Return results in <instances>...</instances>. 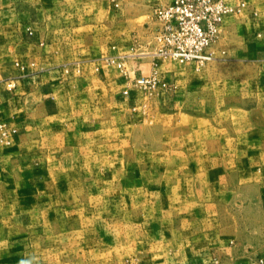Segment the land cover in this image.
Wrapping results in <instances>:
<instances>
[{
	"label": "crops",
	"instance_id": "1",
	"mask_svg": "<svg viewBox=\"0 0 264 264\" xmlns=\"http://www.w3.org/2000/svg\"><path fill=\"white\" fill-rule=\"evenodd\" d=\"M249 1L239 15L226 19L209 49L212 62L197 70L192 64L153 55L159 30L153 10L172 0H0V123L18 127L30 120L63 116L70 130L96 148L122 147L138 136L147 143V154H117L98 170L100 179L117 191L132 189L127 182L139 177L168 179L171 157L150 151L157 133L165 132V140H174L179 148L175 157L183 162L182 170L190 164L191 171L181 170L174 187L167 188L169 193L160 189V208L166 197V210L189 211V218L218 209L215 196L231 192L216 190L214 163L230 171L232 140L226 123L217 139L216 126L221 115V121L231 124L233 108L212 104L237 99L246 106L264 105V0ZM108 58L124 62L125 74L116 64H108ZM15 62L34 66L21 71L13 67ZM153 72L168 88L148 98L131 87L134 76ZM11 82L14 88L9 87ZM252 106L240 110H259ZM172 131L176 137L168 138ZM254 145L257 148L243 155L239 166L246 178L254 180V202L264 225V144ZM95 157L98 161V154ZM196 162L201 164L198 172ZM172 194L176 199L169 198ZM153 240L146 236L135 242L132 264H158ZM165 252L159 259L167 256ZM252 255L243 264L262 260L264 248ZM237 262L231 251L208 250L173 264Z\"/></svg>",
	"mask_w": 264,
	"mask_h": 264
},
{
	"label": "rangeland",
	"instance_id": "2",
	"mask_svg": "<svg viewBox=\"0 0 264 264\" xmlns=\"http://www.w3.org/2000/svg\"><path fill=\"white\" fill-rule=\"evenodd\" d=\"M228 1L231 4L240 1L245 6L250 2ZM155 53L156 50L153 55L158 57ZM158 58L180 63L173 58ZM111 60L108 58L106 62L111 64ZM212 60L202 66L186 64L199 70ZM14 64L21 71L34 66V63ZM119 69L123 74L127 71L124 65ZM150 76L157 77L155 89L137 83ZM130 83L148 98L157 95L161 88H168L163 86L158 72L134 76ZM9 87L14 88L15 83L11 82ZM229 105L233 108L231 124L221 121L224 118L221 115L216 132L218 139L219 129L226 123V132L232 140L230 171L226 168L223 173L218 161L214 165L216 190L226 188L231 195H216L218 209L201 211L199 217L193 218L188 217L189 211L166 210V197L163 210L160 208V189L168 192L171 189L167 188L174 187L183 170L191 171L190 164L182 170L183 162H177L175 157L179 148L174 140L166 141L165 132L157 133L150 151L167 152L171 157L167 163L168 179L139 177L127 182L132 189L117 191L110 182L100 179L98 170L117 154H147V143L138 136L122 147L96 148L85 136L70 130V122L63 116L30 120L18 127L12 122H1L0 264H132L135 242L146 236L151 241L154 238L152 246L158 264H173L208 250L231 251L234 261L243 264L247 255L264 248V225L259 222L261 212L254 202V180L246 178L239 166L240 158L257 148L254 144H264V105L259 102L257 107L246 106L237 99L226 102L221 99L212 104L221 108ZM251 106L259 110L250 113L240 110ZM139 134L137 131L136 135ZM175 137L172 131L168 138ZM163 141L167 142V149L162 147ZM195 166L198 172L201 164L196 162ZM161 181L167 185L160 186ZM169 198L176 199L174 194ZM223 220L225 224L221 223ZM226 227L231 229L230 235ZM166 250L167 256L159 259ZM257 260L256 264H264V258Z\"/></svg>",
	"mask_w": 264,
	"mask_h": 264
},
{
	"label": "built area",
	"instance_id": "3",
	"mask_svg": "<svg viewBox=\"0 0 264 264\" xmlns=\"http://www.w3.org/2000/svg\"><path fill=\"white\" fill-rule=\"evenodd\" d=\"M244 8V3L231 4L228 0H172L155 8L153 15L159 22L155 55L202 66L213 59L209 49L218 40L226 19L239 15ZM110 63L123 66L114 59ZM137 83L155 89L158 81L150 76Z\"/></svg>",
	"mask_w": 264,
	"mask_h": 264
}]
</instances>
